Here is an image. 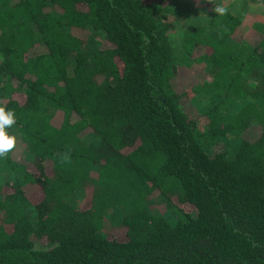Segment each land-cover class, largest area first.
Masks as SVG:
<instances>
[{
  "label": "trees",
  "instance_id": "trees-1",
  "mask_svg": "<svg viewBox=\"0 0 264 264\" xmlns=\"http://www.w3.org/2000/svg\"><path fill=\"white\" fill-rule=\"evenodd\" d=\"M239 2L0 0V264H264V0Z\"/></svg>",
  "mask_w": 264,
  "mask_h": 264
},
{
  "label": "clouds",
  "instance_id": "clouds-1",
  "mask_svg": "<svg viewBox=\"0 0 264 264\" xmlns=\"http://www.w3.org/2000/svg\"><path fill=\"white\" fill-rule=\"evenodd\" d=\"M213 11L216 14H223L225 9L215 5ZM15 122V112L0 105V158H3L5 154L11 152L16 147L17 137L9 131Z\"/></svg>",
  "mask_w": 264,
  "mask_h": 264
},
{
  "label": "rangeland",
  "instance_id": "rangeland-1",
  "mask_svg": "<svg viewBox=\"0 0 264 264\" xmlns=\"http://www.w3.org/2000/svg\"><path fill=\"white\" fill-rule=\"evenodd\" d=\"M149 1L151 2V1H153V0H149ZM154 1H155V0H154ZM159 1H162V2H168L169 0H159ZM194 2H196L197 4H199V3L201 2V0H194ZM228 2H229V3L233 2V3L236 4V5H235V9H236V12H237V13H243V12H244V11H242V5L239 4V3H240L239 0H228ZM248 10H249V11H251V10H255V8H254V7H250V8H248ZM209 11H210V10H209ZM179 37H180V35L176 34V35L174 36L175 41H177ZM41 244H42L41 242L37 243L36 247L40 249V248H41Z\"/></svg>",
  "mask_w": 264,
  "mask_h": 264
}]
</instances>
